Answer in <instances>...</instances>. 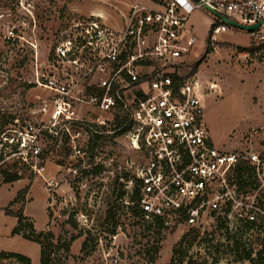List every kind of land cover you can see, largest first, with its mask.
Wrapping results in <instances>:
<instances>
[{"label": "rangeland", "instance_id": "obj_1", "mask_svg": "<svg viewBox=\"0 0 264 264\" xmlns=\"http://www.w3.org/2000/svg\"><path fill=\"white\" fill-rule=\"evenodd\" d=\"M133 2L153 5L150 0H0V135L17 119L50 118L54 93L34 81L41 68L53 71L48 65L62 33L94 13L121 29ZM213 22L207 10L192 11L188 24L196 42L187 60L189 65L204 57L194 75L204 88L210 139L218 150L264 157V60L243 57L249 32L241 29L220 33L207 47ZM79 118L87 122L71 124L69 134L57 126V138L41 140L42 175L17 165L19 180L0 177V251L40 264V245L22 236L30 223L34 234L49 231L54 242L68 243V251L52 254L53 264L57 258L60 264H171L177 245L173 264H251L247 252L255 257L262 251L264 235L258 231L229 232L220 222L191 225L184 219L158 226L134 215L120 199L144 163L143 153L115 130L112 114L83 106ZM74 145L82 156H73ZM50 178L57 186L46 189L43 179ZM19 210L27 227L12 234ZM0 264L22 263L0 257Z\"/></svg>", "mask_w": 264, "mask_h": 264}, {"label": "built area", "instance_id": "obj_2", "mask_svg": "<svg viewBox=\"0 0 264 264\" xmlns=\"http://www.w3.org/2000/svg\"><path fill=\"white\" fill-rule=\"evenodd\" d=\"M150 2V7L131 5L121 29L92 14L62 33L48 65L53 71L41 68L34 81L54 93L50 118L17 119L14 128L1 133L0 170L23 165L42 175L41 140L57 138V126L69 134L71 124L87 122L79 118L80 109L92 106L112 114L115 130L143 153L144 163L120 199L134 215L150 222L159 218L163 225L181 219L191 225L220 222L229 232L264 235V157L214 146L204 118L203 85L195 75L182 74L196 42L189 16L202 4L243 25L262 19L248 31L242 55L264 60V0ZM213 20L209 47L217 35L233 29ZM72 151L82 156L76 145ZM43 182L46 189L57 186L53 178Z\"/></svg>", "mask_w": 264, "mask_h": 264}, {"label": "trees", "instance_id": "obj_3", "mask_svg": "<svg viewBox=\"0 0 264 264\" xmlns=\"http://www.w3.org/2000/svg\"><path fill=\"white\" fill-rule=\"evenodd\" d=\"M215 24H217V22H214L211 25V27ZM207 47H209V46H207ZM209 50H210V48L209 49L207 48L205 50V54L208 53ZM246 50H248L247 47L241 48L242 52H244ZM202 58H204V57H201V59L187 65L186 69H184L182 72L183 76L194 75L195 72L197 71L198 66L202 62ZM93 140H94L93 138H90V142H89L90 147L93 146L92 145ZM17 167L18 166H16V165H12L11 166V168L13 169L12 171H10V169H1L0 170V173L2 174V177L4 178L5 182H14V181H17L20 179V176L18 175ZM123 192L121 193V195L123 194ZM16 216H17V224L18 225L13 230L12 234H21L22 231H24L26 229V227L28 226V229L30 230L29 233H22V236L24 238L31 240V241H34L40 245V264H53L52 261L54 259L52 257L53 256L52 254L54 252L59 251L61 248H64L66 251L69 250L68 243H61V241L54 242L53 241V234L49 231L48 232L43 231V232L34 234L33 231H31L33 229L32 224L30 223L26 226L23 223L25 220V217L22 214V210H19L17 212ZM155 224L158 226H162L163 221L161 219L157 218V219H155ZM79 234H81V232ZM178 246L179 245H177L173 248V255L174 256L178 252ZM174 256L171 259V264H173V262H174ZM0 257L1 258H14L15 260H17L18 262H20L22 264H31L29 257H27L23 254H20V253L0 251ZM246 259L249 260L251 264H264V247H263L262 251H259L256 253L255 257L252 256V251H248L246 254ZM61 262L62 261H60V258H57L56 263H54V264H60ZM176 264H180V262H177Z\"/></svg>", "mask_w": 264, "mask_h": 264}, {"label": "water", "instance_id": "obj_4", "mask_svg": "<svg viewBox=\"0 0 264 264\" xmlns=\"http://www.w3.org/2000/svg\"><path fill=\"white\" fill-rule=\"evenodd\" d=\"M196 2H198L199 0H194ZM202 8L207 10L214 18L218 19L221 23H224L230 27H232L233 29H241V30H245V31H251L256 29L260 23L262 22V19H260L256 24L254 25H243L241 23H238L232 19L227 18L226 16H224L221 13H218L217 11L211 9V7H209L207 4H202Z\"/></svg>", "mask_w": 264, "mask_h": 264}, {"label": "crops", "instance_id": "obj_5", "mask_svg": "<svg viewBox=\"0 0 264 264\" xmlns=\"http://www.w3.org/2000/svg\"><path fill=\"white\" fill-rule=\"evenodd\" d=\"M134 3H137V2H133L131 5H133ZM131 5H130V6H131ZM130 6H129V8H130ZM129 8H128V9H129ZM94 14H96V15H99V16H101V17H103V15H102L101 13H94Z\"/></svg>", "mask_w": 264, "mask_h": 264}]
</instances>
